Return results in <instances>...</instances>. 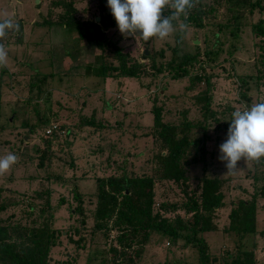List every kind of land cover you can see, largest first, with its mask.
I'll use <instances>...</instances> for the list:
<instances>
[{"label":"rangeland","instance_id":"1","mask_svg":"<svg viewBox=\"0 0 264 264\" xmlns=\"http://www.w3.org/2000/svg\"><path fill=\"white\" fill-rule=\"evenodd\" d=\"M58 1L0 0V18L12 16L19 24V31H10L2 41L8 50V64L0 68V157L11 152L18 162L0 176V204L7 206L0 218L7 224L17 221L36 228L48 217L47 213L38 215L47 198L55 218L51 227L60 233L58 244L50 249L48 264H112L111 250L123 251L116 242L119 232L109 223L108 230L90 233L97 179L122 173L152 175L153 108L160 107L165 123L179 125L183 118L192 124L203 121L205 130L190 128L187 133L194 140L186 155L190 160L188 195L172 180H156L153 212L161 218H185L182 205L192 190L200 193L201 177L221 181L224 207L214 213L217 231L202 236L214 264H228L230 260H222L236 253L237 241L224 230L238 200L255 197L256 229L264 232V159H242L234 173L226 174L225 162L218 158L232 113L264 102V37L254 31L264 28V0H248L239 11L228 10L223 0H195L196 8L188 12V19L180 16L173 21L186 28L165 40L146 42L139 34L124 36L118 25L104 29L131 64H140L137 78L106 80L88 74V69L102 62L117 65L112 50L102 55L76 32L41 25L44 20L55 24L65 12L78 21L99 22L100 0H64L71 4L72 12L54 7ZM173 11L168 8L164 14L171 16ZM199 21L200 27L196 25ZM173 49L197 57L189 76L176 77L164 70L173 59ZM160 65L163 70L157 73ZM199 74L203 79L193 81ZM204 96L206 100L198 102ZM93 112L95 123L104 125L101 137L91 133V128L79 127L81 118H91ZM43 117L49 119L48 128L41 124ZM22 123L28 125L23 128ZM67 127L71 133L66 139L51 136L52 132L63 135ZM74 188L82 196L87 225L79 242L80 234L74 230H82V226L75 211ZM254 239L256 264H264V234ZM245 243L250 246L251 239ZM181 244L174 246L152 233L139 257H134L140 248L136 244L125 253L133 259L131 264H199L197 250Z\"/></svg>","mask_w":264,"mask_h":264},{"label":"trees","instance_id":"2","mask_svg":"<svg viewBox=\"0 0 264 264\" xmlns=\"http://www.w3.org/2000/svg\"><path fill=\"white\" fill-rule=\"evenodd\" d=\"M63 1L55 2L54 7L67 8L65 11H74L69 2ZM223 2L230 11H239L249 4L248 0H223ZM106 4L107 0H100L99 11L101 16L99 22L95 20L78 21L73 18L71 13L65 12L62 16H59V21L55 22V24L44 20L41 25L47 27L57 25L66 28L68 31L76 32L80 39L97 48L102 55L106 50H112V59L118 61L117 65L102 62L99 66L88 69V74L103 80L110 77L137 78L140 64H131L127 54H123L117 47V42H113L106 36L104 29H111L117 26L115 18L112 12L107 9ZM191 11L192 9L189 12L191 13ZM196 25L200 27V21L196 22ZM219 28V30L222 29L221 26ZM254 31L256 35L264 37V28L257 27ZM172 52L173 59L164 70H170L175 73L176 77L189 76V68L194 65L197 57L179 54L178 50L175 49ZM162 56L163 54H161ZM102 59L105 60V58ZM162 70L163 66L160 65L156 72L161 73ZM192 79L195 82H200L203 78L199 74ZM204 82L208 84L209 80L205 79ZM204 100H206V96L198 99V102ZM2 105L3 103L0 101V110ZM94 113L91 118H81V126L79 127L80 129L91 128V133H95L96 137H101V130L104 129V125L95 123ZM201 114L205 117V112H201ZM41 122V124L47 125V128L50 126L48 118H41ZM27 125V123L21 124L23 128ZM190 128L205 130V123L200 121L192 124L186 122V119L183 118L179 125L167 124L163 121L162 109L160 107L153 108L152 129L155 152L153 155L154 172L152 175L150 177H130V175L122 173L119 176L111 175L107 178L97 179L96 208L93 215L94 224L90 233L94 235L104 229L108 230L109 223L119 232L116 242L117 245L122 246L123 251L117 253L116 248L111 250L114 253L112 264L133 263L131 256L125 252L136 244L140 248L134 252V257H139L142 246L148 242L152 233L160 235L167 243L170 242L174 246L182 243L181 246L183 248L191 247L196 249L200 258L199 264H214L216 262L215 258L212 260L209 258L207 245L202 234L217 231V226L213 222L214 213L224 207L221 181L204 176L201 177L200 193L197 194L192 190L188 201L182 205L183 209H185V215H187L185 218H161L159 214L153 212L156 180H172L181 185L183 189L185 188V193L188 195L186 189H188V181L190 179L187 175L190 168V160H187L186 155L189 150L188 146L192 142L194 143V140H190L187 135ZM2 129L3 126L0 125V134ZM86 130L84 129L80 132ZM30 131H33V128ZM90 131L88 129V135H90ZM70 133V129L67 127L63 135L52 132L51 136L56 138L57 135L59 137L64 136V139H66ZM201 151L204 153L205 148H202ZM112 154L113 150L109 152L107 161H110ZM72 195L73 200L77 203L75 211L81 217L82 230H79V228L74 230V234L77 236L80 234L79 242L83 239L81 238V233H86L87 231V225L82 206V196L77 192L76 188L72 191ZM37 196L40 197L39 194ZM254 200L255 197L250 200L240 199L231 209L229 214L230 224L224 231L226 234L236 238V253L227 255L226 259L222 260L223 262L230 260L228 264H256L257 260L255 261L254 253L258 248L254 237L263 235L264 232H258L256 229L257 208ZM44 205L45 208L38 211V215L47 213L48 217L36 228L22 225L17 221L7 224L6 220L0 218V264L49 263L50 249L58 244L60 233L51 227V223L55 218L50 213L51 206L47 198ZM6 207L4 203L0 204V212L6 210ZM249 238L251 239L250 246L245 243Z\"/></svg>","mask_w":264,"mask_h":264},{"label":"clouds","instance_id":"3","mask_svg":"<svg viewBox=\"0 0 264 264\" xmlns=\"http://www.w3.org/2000/svg\"><path fill=\"white\" fill-rule=\"evenodd\" d=\"M112 15L124 36L139 34L144 41L151 38L165 40L183 31L186 25L173 23L180 16L187 18L195 7V0H107ZM173 9L166 16V9ZM18 32L19 24L12 16L0 18V68L8 64V50L2 42L8 33ZM219 159L225 162L226 174L234 173L242 159L259 162L264 158V102L250 109L236 110L227 131L226 140L219 146ZM18 162V157L9 152L0 157V176L5 175Z\"/></svg>","mask_w":264,"mask_h":264},{"label":"built area","instance_id":"4","mask_svg":"<svg viewBox=\"0 0 264 264\" xmlns=\"http://www.w3.org/2000/svg\"><path fill=\"white\" fill-rule=\"evenodd\" d=\"M54 129H55V128H54ZM46 132H47V133H50V132H51V129H50V128L47 129Z\"/></svg>","mask_w":264,"mask_h":264}]
</instances>
